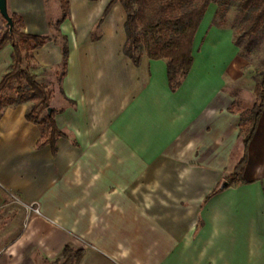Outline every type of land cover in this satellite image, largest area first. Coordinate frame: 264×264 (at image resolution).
I'll use <instances>...</instances> for the list:
<instances>
[{"label": "crops", "instance_id": "crops-1", "mask_svg": "<svg viewBox=\"0 0 264 264\" xmlns=\"http://www.w3.org/2000/svg\"><path fill=\"white\" fill-rule=\"evenodd\" d=\"M67 1L58 83L61 45L50 21L60 0H7L24 33L50 37L33 52L32 73L41 84L53 74L50 106L65 137L55 155L36 149L42 128L25 119L31 104L0 113V264H55L66 245L84 251L79 264H264V105L244 183L212 194L243 155L234 85L253 96L256 85L233 74L226 83L232 43L212 32L195 49L206 11L192 67L171 92L164 60L144 55L135 66L123 54L119 4L98 25L110 0ZM11 53L0 49V79Z\"/></svg>", "mask_w": 264, "mask_h": 264}, {"label": "trees", "instance_id": "trees-1", "mask_svg": "<svg viewBox=\"0 0 264 264\" xmlns=\"http://www.w3.org/2000/svg\"><path fill=\"white\" fill-rule=\"evenodd\" d=\"M115 4H119L124 12L123 54L135 66H139L144 55L152 61L164 60L168 87L171 92L181 86L192 67L194 40L211 4L220 8L235 4L240 12L248 13L246 25L240 36L233 41L236 47H239L244 39L257 35L264 26V0H110L98 25ZM60 12V17L50 23V28L55 33L54 39L58 40L61 45V70L56 76L58 83L62 81L67 70L68 43L67 38L61 35L59 30L60 24L69 16L67 0H60ZM8 15L12 27L10 29L6 26L4 21V30L0 35V49L6 44L11 46L12 64L9 71L0 79V113L5 107H17L30 103L31 107L25 114V119L42 128L36 149L48 145L52 154L55 155L57 139L65 136L55 123L57 111L50 106L51 90L37 81L31 69L34 63L33 52L50 41V37L24 33L21 17L16 13L8 12ZM92 39L95 40L97 37L93 35ZM9 91L14 92L13 97L6 96ZM254 96L255 102L247 111L248 116L240 127L243 155L232 172L224 177L221 186L212 194L218 193L231 184L239 186L244 183L242 172L246 163L247 147L256 130L264 105V68L255 85ZM49 108H51L50 114L47 113ZM42 113H44L43 116H41ZM83 253L82 249H74L66 245L60 256L53 262L55 264H79Z\"/></svg>", "mask_w": 264, "mask_h": 264}, {"label": "rangeland", "instance_id": "rangeland-1", "mask_svg": "<svg viewBox=\"0 0 264 264\" xmlns=\"http://www.w3.org/2000/svg\"><path fill=\"white\" fill-rule=\"evenodd\" d=\"M207 12V16L203 20V26L201 28L202 32L194 44L195 49H197V51L201 50L204 43H206L207 39L209 38L208 36H210L212 32L220 34V37L223 38L222 40H224L225 43H229L230 41L233 46L232 53L231 55H229L226 64L221 65L224 79H226L225 81L228 86L230 83H234V77H229L232 74L233 76H236L239 83H243L246 81L248 82L250 80L257 83L260 79V72L264 68V26L257 35L250 36L244 39L240 43L239 47H236L233 45V41L240 36L243 27L246 25L249 17L248 13L240 12L235 4H232L231 6L225 8H220L215 4H211L207 9ZM0 19L4 21L1 15ZM53 21L50 22L53 23ZM93 35L97 37L96 33H93L92 36ZM54 36L55 33L53 37ZM31 69H34V66H32ZM60 70L61 69H59V72ZM40 80L42 79L40 78L37 81L39 82ZM42 84L46 85L48 89L51 90L50 87H54L53 74L46 72L43 77ZM234 86L235 88H233V90L236 91L234 92V96L237 98L234 107L236 110L241 112L242 121L244 122L248 116L247 111L249 110L246 109L249 107L248 105H246V103L249 102L251 100V97L254 96L253 93L248 92V90H245L243 87H239L238 85ZM6 96L13 97L14 92L9 91L6 93ZM239 96L245 98V102H243ZM43 115L44 113H42L41 116ZM1 219L2 218H0V229L4 225Z\"/></svg>", "mask_w": 264, "mask_h": 264}, {"label": "water", "instance_id": "water-1", "mask_svg": "<svg viewBox=\"0 0 264 264\" xmlns=\"http://www.w3.org/2000/svg\"><path fill=\"white\" fill-rule=\"evenodd\" d=\"M0 15L4 19V21L6 22V26H8L11 29L12 22H11V19L8 15V11H7V0H0ZM47 113L48 114L51 113V108H49L47 110Z\"/></svg>", "mask_w": 264, "mask_h": 264}, {"label": "built area", "instance_id": "built-area-1", "mask_svg": "<svg viewBox=\"0 0 264 264\" xmlns=\"http://www.w3.org/2000/svg\"><path fill=\"white\" fill-rule=\"evenodd\" d=\"M28 209H29L31 212L35 213V214H39V211H38L37 208L28 207Z\"/></svg>", "mask_w": 264, "mask_h": 264}]
</instances>
